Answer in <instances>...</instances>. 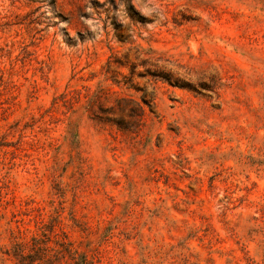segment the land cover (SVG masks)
<instances>
[{
  "label": "rangeland",
  "instance_id": "obj_1",
  "mask_svg": "<svg viewBox=\"0 0 264 264\" xmlns=\"http://www.w3.org/2000/svg\"><path fill=\"white\" fill-rule=\"evenodd\" d=\"M14 248L264 264V0H0V264Z\"/></svg>",
  "mask_w": 264,
  "mask_h": 264
},
{
  "label": "trees",
  "instance_id": "obj_2",
  "mask_svg": "<svg viewBox=\"0 0 264 264\" xmlns=\"http://www.w3.org/2000/svg\"><path fill=\"white\" fill-rule=\"evenodd\" d=\"M156 77L160 78L161 80L167 82V83H172L173 86H177L176 82L172 81L171 78L169 77L168 74H165V73H158L155 75ZM180 88H183L182 86H180ZM34 248H32V252L34 253ZM11 256L14 258V260L17 261L16 264H34V263H37V262H41V256L42 255H39V257L37 259H32V255H25L23 253V251L21 250H14L12 251L11 253ZM74 264H90L88 261H87V258L84 254H78L76 255V257H74Z\"/></svg>",
  "mask_w": 264,
  "mask_h": 264
}]
</instances>
